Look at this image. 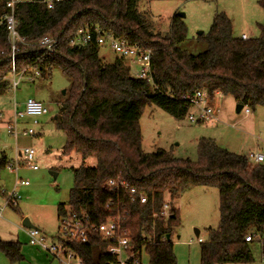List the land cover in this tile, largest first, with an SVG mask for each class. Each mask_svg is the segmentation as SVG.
<instances>
[{
	"label": "trees",
	"instance_id": "16d2710c",
	"mask_svg": "<svg viewBox=\"0 0 264 264\" xmlns=\"http://www.w3.org/2000/svg\"><path fill=\"white\" fill-rule=\"evenodd\" d=\"M139 1L63 0L53 9L36 3L15 7L18 30L28 40L16 55V71L40 69L42 76L58 67L71 79L70 93L56 120L66 136L62 153L76 152L84 161L96 162L72 169L70 211L88 216L94 225L125 216L123 225L135 256L145 251L150 264H177L171 238L178 212L172 208L168 218L153 215L160 212L166 193L173 199L192 187H216L220 220L200 242L201 264L251 263L255 242L245 237L255 233V241L264 242V162L251 163L248 155L223 148L211 138L199 139L197 161L176 158L165 149L147 153L140 118L144 108L154 104L182 119L193 106L191 97L201 89L211 100L220 93L253 109L264 106V23L259 25V37L238 38L230 18L218 12L208 34L201 37L208 48L193 55L177 46L187 36L183 18L174 14L170 31L164 34L156 29L151 14L139 9ZM6 2L0 0V19ZM259 3L264 10V0ZM85 27H98L102 34L151 49L152 79L132 76L124 58L103 63L97 34L87 45L70 46V39ZM46 34L59 43V53L53 57L37 45ZM11 54L6 26L0 24V95L11 89ZM9 163L6 157L0 159V167ZM117 178L143 192L147 202L110 189L107 182ZM0 195H4L1 187ZM66 212V203H60L58 216ZM69 246L84 264L116 260L108 252L110 242L96 232L90 233L88 242ZM0 250L11 261L23 258L18 240L0 238Z\"/></svg>",
	"mask_w": 264,
	"mask_h": 264
},
{
	"label": "rangeland",
	"instance_id": "374dc122",
	"mask_svg": "<svg viewBox=\"0 0 264 264\" xmlns=\"http://www.w3.org/2000/svg\"><path fill=\"white\" fill-rule=\"evenodd\" d=\"M259 1L140 0L139 9L149 12L151 20L160 26L164 34L170 31L172 15L185 14L183 20L187 27V36L177 46L197 55L208 48L207 42L201 37L208 34L218 12H224L230 18L235 37L241 38L243 33L249 38L259 37L261 33L259 25L264 23V10ZM99 52L105 64L112 63L119 57L108 44L100 45ZM130 67L131 75L136 77L138 66L130 62ZM34 78V81L22 78L15 93L9 90L6 94L0 95V112L4 114L3 122L0 124V159L6 157L10 163L16 162L19 150L29 147L37 150L38 165V170L22 166L18 174L9 169L8 165L0 167V187L4 192V195H0V206L3 207L0 238L5 241H10L4 238L8 233L25 230L22 226L25 218L42 230L47 237L56 239L60 235L61 226L58 205L66 203V208H69V191L74 183L72 169L81 165L93 166L96 163L93 158L84 161L76 152H72L70 156L62 153L66 136L57 126L56 120L70 93L71 79L58 67L53 68L50 73ZM28 97L44 102L49 111L37 118L38 124H34L33 118L30 117L19 119L18 124L22 123L24 129L31 128L34 134L23 135V128L18 125L16 139L8 132L5 122L13 118L14 111L25 110L24 100ZM218 99L220 120L208 123L190 121L189 115L198 113L195 106L191 107L187 116L177 119L157 105H147L140 118L144 151L152 153L158 149H165L176 158L197 161L199 139L211 138L234 153L264 154V106L250 108L251 113L246 115L243 111L239 113L236 111L237 103L231 97L217 96V101ZM249 159L251 163H256ZM17 176L29 184L15 186ZM13 192L20 196L17 205L7 204V196ZM164 202H170V206L178 212L171 238L177 264H201L198 238L207 240L208 231L216 229L219 225V190L216 187H192L173 199L166 193ZM196 230H199V236L196 235ZM21 243L23 247L28 246L23 239ZM252 251L253 262L226 264H264L261 261V246L253 244ZM22 254L24 256L22 259L11 261L0 250V264H64L59 258L41 248L31 247L26 253L22 251ZM139 260L140 264H150L149 255L145 251Z\"/></svg>",
	"mask_w": 264,
	"mask_h": 264
},
{
	"label": "built area",
	"instance_id": "2783aa9c",
	"mask_svg": "<svg viewBox=\"0 0 264 264\" xmlns=\"http://www.w3.org/2000/svg\"><path fill=\"white\" fill-rule=\"evenodd\" d=\"M63 0H7L6 12L0 19V24H5L8 39L11 44V58H12V77H11V89L16 92L19 82L22 78L28 81H34V77L41 76L40 69L29 70L27 68L22 69L20 72L16 71V55L20 50L21 45H27L28 40L25 36H22L18 30V22L15 17V7L18 4L36 3L45 5L49 9H53L59 2ZM99 45L108 44L120 58H129L132 63L138 66L136 77L142 79H152V68H151V49H144L139 45L132 44L126 40H120L113 36L102 34L98 27L81 28L74 37L70 39V46H84L94 40ZM243 39H248L246 34L242 35ZM37 45L39 48L44 50V53L48 57H53L59 53V43L57 39L51 35L46 34L42 36L38 41ZM216 96H222L220 93H216ZM213 100L210 99V95L205 89H201L195 92L191 97L192 105L198 108V113L190 114L189 119L191 122L197 123H208L218 121V107L215 105ZM48 108L44 102L34 98L28 97L25 100V110L14 111L13 118L10 121L5 122L6 128L9 133L17 138L19 131L18 120L25 117L33 118V123L38 124L37 118L48 113ZM246 115L251 113L249 106H243L242 110ZM4 114L0 112V124L3 122ZM23 135H32L34 131L29 129L23 130ZM249 158L254 160L256 163L264 162V154L261 152H250ZM37 150L35 148H23L19 150L18 158L16 162L9 163L8 167L12 171L18 174L20 167L25 166L32 170H38L36 163ZM29 182L23 179H19L17 176L15 186L28 185ZM107 186L112 190H123L129 192L131 199L135 201L138 199L140 203H146L147 197L143 192L138 191L135 187H131L130 184L123 178L112 179L107 182ZM20 196L13 192L10 195L7 204L17 205ZM109 208V205H107ZM172 207L170 202H164L160 212L155 213L153 216H161L168 218L171 214ZM3 214V207L0 206V218ZM60 235L56 239H50L46 234L38 228H25L28 236V241L31 245L37 246L43 250H46L59 258L64 264H84L81 256L70 248L72 243H86L89 241L90 233L96 232L100 234L105 240L110 242L108 252L115 255L116 260L109 264H140V260L134 255L132 251V238L129 230L124 227L123 221L125 216H118L109 219L107 222L99 225L90 223L88 216H77L67 209L65 215L60 217ZM255 233H249L245 240L247 242H255L261 246V261L264 262V242L263 240L255 241ZM149 241H153L151 237ZM199 242H202V238H198ZM125 256V257H123Z\"/></svg>",
	"mask_w": 264,
	"mask_h": 264
},
{
	"label": "crops",
	"instance_id": "0c3cea01",
	"mask_svg": "<svg viewBox=\"0 0 264 264\" xmlns=\"http://www.w3.org/2000/svg\"><path fill=\"white\" fill-rule=\"evenodd\" d=\"M176 14V13H175ZM174 15H172V17H173ZM172 17H171V19H172ZM171 19H170V27H171ZM156 29L158 30V31H160V32H162V30L160 29V26L158 25V24H156ZM163 33V32H162ZM243 34H246V33H243ZM242 34V35H243ZM247 35V34H246ZM248 36V35H247ZM242 37V36H241ZM125 61L126 62H128V64L130 65V62L132 63V61H131V59H125ZM219 97V96H218ZM220 97H222V96H220ZM27 99V98H26ZM25 99V100H26ZM25 100H24V102H25ZM214 103H215V105L218 107V117H219V120H220V103H219V99H218V101H217V96L215 97V100L213 101ZM11 119H8L7 121H10ZM19 126H23V124L22 123H19ZM23 128V130H24V127H22ZM17 139V138H16ZM21 186H24V185H21ZM27 186V185H26ZM1 234V233H0ZM9 236V237H8ZM4 238H6V239H10V241H20V243H21V239H23L25 242H26V244L28 245V246H24L23 247V244L21 243V249H22V251L23 252H27V250L29 249V248H31V247H33V248H39V247H37V246H33V245H31L30 243H29V241H28V236H27V233H26V231L24 230V231H16L15 230V232H11V233H8V235H7V237H4ZM31 246V247H30ZM24 257V256H23Z\"/></svg>",
	"mask_w": 264,
	"mask_h": 264
},
{
	"label": "water",
	"instance_id": "95a60500",
	"mask_svg": "<svg viewBox=\"0 0 264 264\" xmlns=\"http://www.w3.org/2000/svg\"><path fill=\"white\" fill-rule=\"evenodd\" d=\"M177 15L180 16V17H182V18L185 16V14H183V13H178ZM242 108H243V105H242V104H236V111H237L238 113L241 112ZM55 176H57V174H55ZM22 226H23L24 228H37L34 224H32V223L30 222V220H29L28 218H25V219L23 220V222H22ZM196 235L199 236V230H196ZM169 238H170V236H168V239H169Z\"/></svg>",
	"mask_w": 264,
	"mask_h": 264
}]
</instances>
